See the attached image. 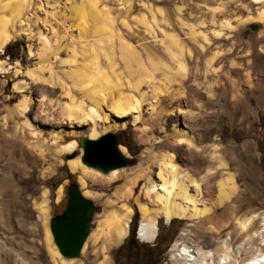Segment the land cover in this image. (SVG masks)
Here are the masks:
<instances>
[{"label":"rangeland","instance_id":"obj_1","mask_svg":"<svg viewBox=\"0 0 264 264\" xmlns=\"http://www.w3.org/2000/svg\"><path fill=\"white\" fill-rule=\"evenodd\" d=\"M52 1V5L50 3L45 10L54 12L53 16H49L53 20L49 21L40 11L35 14L32 9L24 12L22 27L19 23L15 25V37L0 53V264H113L118 248L130 235L137 236L135 243L143 249L141 258L145 264H178L173 257L182 247L175 244H179L181 235L187 232L192 236L186 243L210 255L211 261L205 259L201 264H219L223 261L218 255L225 253H228V264L261 261L258 254L264 256V242L252 237L249 232L238 231V224L250 219V230L256 232L264 215V29L259 20L264 5L255 3V0ZM6 2L0 0L2 4ZM35 7H39L38 3ZM70 7L73 9L70 10ZM95 10L101 13L97 15ZM43 18L47 19V23ZM225 22L235 27L234 30L222 31L201 51L199 36L205 35L207 30L219 32L220 24ZM201 23L204 26H200ZM105 26L120 31L135 48L151 76L152 81L141 83L136 92L131 89L138 81L134 77L135 64L130 61L127 71L115 43L109 44L106 58L101 53L95 54L87 46V42L93 41V36L98 38ZM254 26L257 29L254 30ZM65 28L76 41L74 55L69 54L65 42H58L59 55L56 59L49 57L55 75L73 97L75 106L71 110L80 115L93 106L85 91L73 89L72 84L82 87L95 71L103 74L100 94L106 102L95 109L96 137L91 140L113 134L117 149L119 147L120 152L123 149L126 152V155L121 153L126 161L121 170L134 171L149 154L154 157L151 171L156 173L155 160L163 154L170 155L182 165L189 153L195 156L193 152H197L196 149L201 150L199 152L203 157L216 149L224 168L213 177V196L203 197L205 205L213 206L210 222L174 219L165 223L158 220L156 238L146 243L137 235L140 216L135 211L126 236L115 245H107L102 240L89 242L99 217L106 209V200L123 182L108 188L91 176L72 173L66 165L67 161H79L81 151L77 141L80 138L89 139L91 121L86 120L85 124L78 126L63 118V108L71 106V98L65 97L58 88L52 89L38 80L41 75L43 79L48 78V73L40 71L41 60L36 56L40 50L36 33L51 29L62 33ZM190 29L195 35L193 42L189 37ZM164 34L174 35L179 45L190 53L191 61L186 59L187 55L182 58L184 79L176 76L174 71L168 75L162 67L153 72L149 70V60L169 66L161 44ZM61 59L68 63H57ZM128 72L134 76L128 75ZM180 80H184L181 91L178 90ZM152 84L162 90V94L154 96ZM16 88L21 91H16ZM175 91L183 94L181 102L184 104L180 103L178 107L181 111L161 113L160 120L154 118L155 112L163 109L164 98ZM117 93L135 98L141 108L155 102L157 108L154 107L152 113L147 109L146 115L135 123L131 115L116 117L109 109L108 99H117ZM23 98L28 100V104L20 116L17 110ZM178 115L181 118L190 116L187 120L190 127L186 131L195 147L190 152L182 151L184 145L180 149L158 144L165 136L173 135V118ZM146 116H151L150 124L147 123L150 117ZM23 122L29 125L28 129L23 128ZM144 130L156 145L140 144L139 138ZM71 143L75 146L68 152L65 148ZM185 162V168L193 170L189 160ZM207 168L208 163L200 168L199 173L203 175ZM98 174L103 181H107L110 175ZM228 175L233 181L234 194L225 204L217 205L218 183H224ZM69 184H76L80 194L93 207L89 234L76 260H63L58 254L57 258L52 257V250L55 253L56 250L48 231V221L64 206L65 188ZM84 193L89 195L84 196ZM209 228H213V234L206 231ZM46 236L50 238L48 245Z\"/></svg>","mask_w":264,"mask_h":264},{"label":"bare ground","instance_id":"obj_2","mask_svg":"<svg viewBox=\"0 0 264 264\" xmlns=\"http://www.w3.org/2000/svg\"><path fill=\"white\" fill-rule=\"evenodd\" d=\"M71 1L72 0H67V2L69 3H71ZM51 2L53 1L52 0H7V2L4 4L0 3V53L2 48L15 37L13 30L16 27L15 25L17 23H19L18 25L21 26V20L25 18L24 12H30L32 9V11L33 10L36 11V12L33 11V14H35L38 11H40L43 12V14H45L44 16L49 19V16L54 15V12L50 11V9H52L55 4L51 6L52 8L48 9L50 13H48L45 10V7L47 8V6H50ZM254 2L260 5H264V0H255ZM37 3L39 7H35ZM81 8L83 9V11H85L84 6H82V3H81ZM69 9L72 10L73 7H70ZM7 10L10 11L9 12L10 14L7 12ZM91 13H93V11H91ZM95 13L98 15L101 12H96L95 10ZM51 20L53 19H49V21ZM259 20L262 22V26L264 29V10L260 12ZM44 22L47 23V19H44ZM122 25L126 29H128L125 22H122ZM200 26H204V24L201 23ZM220 28L221 29L219 32H215L213 30L212 32L211 30H207V33L205 35L200 34L201 36H199L198 46L201 49V51L203 50V48L206 49L210 41L214 40V38L219 37L222 31L224 30L233 31L235 27L225 22L220 24ZM191 29L189 30L190 33L189 37L190 40L193 42L195 35L191 31ZM46 32L47 31L45 30V33H39V32L36 33L37 41L40 45V50L36 55L41 60L39 69L41 72L45 71L48 73V78L43 79L41 75V77L38 78V80L40 79L41 80V81L39 80L40 82L49 85L52 89L58 88L59 90L62 91L65 97L71 98L70 99L71 106L69 105L68 107L66 106L63 108L64 109L63 118L66 119L68 122L75 123V125L78 126L83 125V123L86 120L88 121L90 120L92 126L90 129L89 139L88 138L87 139L88 140L94 139L96 137L95 130L97 128V123L95 122L97 118L95 109L98 108L100 105L104 104V102H106V98H104L100 94L101 93L100 90H102L100 89L101 87L100 85L104 82L102 81L104 78L103 74L99 71H95L94 73H92V77L86 79V81L83 82L84 84L82 85V87L77 88L75 84H72L71 87H73V89L85 91L86 98L90 101L91 105L93 106V107H89L87 111L82 112L80 115H78V113L75 110L74 111L71 110V107L73 105L75 106L73 97L71 96L67 86L64 85L61 79L55 75L53 62L50 60L52 58L56 59L57 56L59 55L58 54L59 41L65 42L66 46H68L67 51L69 52V54L74 55V50H73L74 41H75L74 37L69 34L70 32L68 28L67 29L65 28V30L63 29V32L61 31L63 34L59 32H55V30L53 29L48 30L47 33ZM100 33L101 34L98 35V38H95L93 36L92 38L93 41L88 40L90 42H87V46H89V48H91V51L94 52L95 54L101 53L103 57L106 58L109 54L107 51L109 44L115 43L119 54V58L123 62V65L127 69V71L129 68L130 61H133L135 64L136 70L134 71L135 72L134 75L136 76H134L131 72H128L129 73L128 75L131 74L135 78L137 77L138 79V81L134 84V86H132L131 88L132 90H135L136 92V90L138 89L141 83L143 82L148 83L151 80V76L149 75L146 67H144V65L141 63L140 59L138 58L137 52H135V48L130 44V42H128L124 38L122 34H120V31L116 30L113 27L105 26L101 29ZM83 34L84 33H82V35ZM163 37L164 38L161 44L163 50L167 54L169 60V66L163 65L160 62H152L149 60V65H148L149 70L153 72L159 70V68L162 67L164 68V72L167 73L168 75L171 74L172 71H174L176 76H180L182 79H184L185 71H184V66L182 64V58L184 55L185 56L187 55L186 59L188 61H191L190 53L189 51L184 50V48H182L179 45L178 43L179 41H177V38L174 35L164 34ZM80 39L83 38L81 37ZM28 54L29 57L32 56L29 49H28ZM57 63H60L61 65H66L68 61L67 60L64 61L61 59V61ZM1 70L2 69L0 64V71ZM183 83L184 80H180L178 82L179 84L178 90L181 91V89L183 88ZM116 85L119 86V84ZM152 88L155 94L154 96H159L160 94H162L161 92L162 90H160L154 84H152ZM19 90L20 89L16 88V91L19 92ZM181 95L183 96V94H179L177 92L168 94L166 98H164L163 100V109H161L158 112H155L154 118L160 120L161 113L171 114L174 111L179 112L180 109H178V107L180 103L182 105L184 104V102H181ZM108 103L110 105L109 109L111 110V112H113V114L116 117L120 118V117H125L127 115H131L133 117V123L138 121V119L143 117V115H146L145 112L147 111V109H150L149 113H152L153 108L156 107L157 105V103L155 102V104L150 103L147 107L141 108L140 103L135 98H132L128 95H123L121 93H117V99H112L110 97L108 99ZM27 104H28V100L26 98H23L17 110V113L20 116L26 110ZM77 109L79 110L78 107ZM146 117H150L147 120V123L150 124L152 120L151 116H146ZM169 118L171 120L172 118L171 115ZM187 120H190V116L186 117L185 115V117L182 116V118L179 115L176 118L174 116L173 122L175 126H173V135L171 137L165 136V139L161 142L159 141L160 143L158 144L161 146L166 145V146H171L172 148H180V149L182 145H184L185 149L182 151H187V152L192 151L195 147H193V145L190 143L191 137L189 138V135L186 131L190 127L187 123ZM22 126L24 129L29 128L28 127L29 125H27L26 122H23ZM139 142L140 144L143 145H150V146L156 145L154 143V140L148 135V133L145 130L142 131L141 136L139 138ZM74 146L75 144L71 143L67 145L65 150L70 152L74 148ZM117 150L120 153V155L121 153L123 155H126L124 149L120 152L118 147ZM196 150L197 152H193L195 153V156L193 155L192 157V155L190 156L189 153L187 158L185 157L186 160H189L188 164L191 165L193 170L188 169L190 167L185 168L187 166L185 162L186 160L184 161V164L180 165L178 160H174L168 154L167 155L163 154L159 157L158 160L157 159L155 160V162L157 161L155 163L157 172L156 173L152 172L153 170L151 171V167L152 166L154 167V164L152 162L154 157L148 154V156L144 158L143 162L134 171L128 172L126 170H121L123 168H120L107 173L110 174L107 181L101 180L100 175L96 171L91 172L90 170H88V168L79 164L80 162L78 161V159L75 161H67L66 165L72 173L79 172L83 176H91L93 179L103 182V184H105V186H107L108 188H110L113 184H116L117 182H123L122 186L117 188V190L112 195V197L106 200L105 202L106 209L103 212V214L99 217V221L96 223V229L91 233L89 242L96 243L97 241L102 240L107 245H111V244L115 245L118 241H120L122 238L126 236L130 219L135 211L138 212L140 216L137 235L141 241L146 243L152 242L156 238V234H157L156 223L158 220H163L165 223H168L170 220H174V219L184 220L188 222L197 221V223L198 221L210 222L209 217L213 211V206L212 204H210L209 206L205 205L207 203L205 204L203 203L204 201L203 197L208 198L209 196L212 195L211 193L213 187V177L216 175L217 171H220L222 170V168H224V163L220 159V156L217 154L215 148H213V150L211 151V153L207 155V157H203L200 155L199 151L201 150L199 149ZM207 163H208V168H207L208 170L205 173H203V175H201V173H199V170ZM214 166L216 167L212 169ZM81 183L82 186L85 185L82 180ZM218 188H219V198L217 205H222L225 204L231 198V196L234 194L235 191L231 175L227 176L226 181L224 183L219 182ZM88 195L89 194L84 193V196H88ZM41 212H42L41 214H43V210ZM251 221L252 220L247 219L245 221L240 222L238 224V231L242 233L249 232V234H252V237L260 239L261 243H263L264 215L262 217V224L256 232L250 230ZM206 231H208L210 234H213V228H209ZM187 233L181 235V242L179 244H175V246L176 245L181 246L182 249L178 251L179 253L173 257V260L178 264H201L205 261V259L210 260L209 253H204L200 249L194 248L191 245H188V243H186V241L188 242V240H190V237L192 236V235L191 236L188 235ZM48 238L49 237L47 236L45 238L47 245H48V240L50 239ZM261 243L260 246H263L261 245ZM84 246H85V242L80 252H82ZM103 249L104 248L102 247V250ZM51 255L52 257L57 258V253H55L54 250H52ZM258 256L260 257L261 261L256 260L255 264H264V256H261L260 253L258 254ZM218 258L223 261V262L220 261L219 264H228L227 263L228 253L218 255Z\"/></svg>","mask_w":264,"mask_h":264},{"label":"water","instance_id":"obj_3","mask_svg":"<svg viewBox=\"0 0 264 264\" xmlns=\"http://www.w3.org/2000/svg\"><path fill=\"white\" fill-rule=\"evenodd\" d=\"M77 147L81 151L80 164L102 175L126 166L113 134H106L96 140L80 138ZM65 196L61 211L48 221V231L60 258L76 260L89 234L93 207L90 201L81 196L76 184H69L65 188Z\"/></svg>","mask_w":264,"mask_h":264},{"label":"flooded vegetation","instance_id":"obj_4","mask_svg":"<svg viewBox=\"0 0 264 264\" xmlns=\"http://www.w3.org/2000/svg\"><path fill=\"white\" fill-rule=\"evenodd\" d=\"M136 239V235L135 238L132 235L124 238V241L115 254L117 257H115L116 260L113 264H145L141 258L143 249L135 243Z\"/></svg>","mask_w":264,"mask_h":264}]
</instances>
